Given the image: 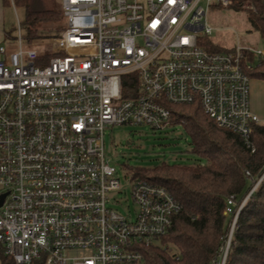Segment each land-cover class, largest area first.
I'll return each instance as SVG.
<instances>
[{
    "label": "built area",
    "instance_id": "2783aa9c",
    "mask_svg": "<svg viewBox=\"0 0 264 264\" xmlns=\"http://www.w3.org/2000/svg\"><path fill=\"white\" fill-rule=\"evenodd\" d=\"M212 4L229 9L227 0H60L58 37L29 43L18 26V50L0 46V264H143L182 206L132 176L135 218L108 207L120 189L104 154L110 127L164 130L167 105L197 103L254 152L247 72L264 50L201 44Z\"/></svg>",
    "mask_w": 264,
    "mask_h": 264
},
{
    "label": "trees",
    "instance_id": "16d2710c",
    "mask_svg": "<svg viewBox=\"0 0 264 264\" xmlns=\"http://www.w3.org/2000/svg\"><path fill=\"white\" fill-rule=\"evenodd\" d=\"M13 1L24 9L29 43L47 38L42 36L43 24L64 21L61 13L46 9L43 0ZM227 1L228 10L245 14L248 33H256L264 45V0ZM201 44L210 51L231 49L214 45L208 37ZM42 56L48 61V53ZM247 75L264 81V57ZM167 108L170 127L184 128L191 154L205 163L135 169L134 178L165 187L182 206L168 232L142 251L143 264H264V124L252 126V152L239 137L217 127L197 103ZM228 201L231 214H225Z\"/></svg>",
    "mask_w": 264,
    "mask_h": 264
},
{
    "label": "rangeland",
    "instance_id": "374dc122",
    "mask_svg": "<svg viewBox=\"0 0 264 264\" xmlns=\"http://www.w3.org/2000/svg\"><path fill=\"white\" fill-rule=\"evenodd\" d=\"M43 3L46 9L60 13V0H43ZM202 5L205 6L203 3ZM5 18L9 24L10 37L13 38L3 45L6 54H9L18 50L14 41L18 26L26 38L23 27L24 9L11 6L5 11ZM207 23L212 28V34L208 38L216 46L233 48L238 43L253 48H264L256 33H248L244 13L217 9L215 4H212L207 13ZM64 27V21L43 24L42 36L56 38ZM38 45L40 52L49 54L52 51L50 43L42 41ZM25 47H29L28 43ZM250 104L259 108L262 105L259 95L253 90H250ZM260 123L264 124V121ZM103 140L105 158L115 168V177L120 183L118 191L108 193V207L128 220L134 219L137 211L130 195V179L135 169H153L162 163L181 166L205 163L191 154V139L180 125L166 127L164 130H153L148 126L110 127L105 130Z\"/></svg>",
    "mask_w": 264,
    "mask_h": 264
},
{
    "label": "crops",
    "instance_id": "0c3cea01",
    "mask_svg": "<svg viewBox=\"0 0 264 264\" xmlns=\"http://www.w3.org/2000/svg\"><path fill=\"white\" fill-rule=\"evenodd\" d=\"M11 6H15L13 0H0V46H3L5 43H9L13 40V38L10 37V31L8 29L9 24L5 18V11ZM254 48L260 49L258 47ZM261 50H264V48ZM250 83V90H253L256 94H258L260 100L262 101L260 108L252 107L250 104L251 111L257 116L260 123L264 121V81L250 80Z\"/></svg>",
    "mask_w": 264,
    "mask_h": 264
},
{
    "label": "water",
    "instance_id": "95a60500",
    "mask_svg": "<svg viewBox=\"0 0 264 264\" xmlns=\"http://www.w3.org/2000/svg\"><path fill=\"white\" fill-rule=\"evenodd\" d=\"M4 196H5V195H2L1 198H0V205L2 204V201H3ZM236 217H237V215H236ZM236 217H235V219H236ZM235 219H234V221H233V224H234V222H235Z\"/></svg>",
    "mask_w": 264,
    "mask_h": 264
}]
</instances>
